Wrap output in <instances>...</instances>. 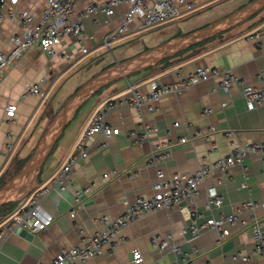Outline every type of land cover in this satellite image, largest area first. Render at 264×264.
I'll use <instances>...</instances> for the list:
<instances>
[{
  "label": "crops",
  "instance_id": "0c3cea01",
  "mask_svg": "<svg viewBox=\"0 0 264 264\" xmlns=\"http://www.w3.org/2000/svg\"><path fill=\"white\" fill-rule=\"evenodd\" d=\"M88 1L78 0L77 11H81ZM188 1L193 7H183L179 18L143 31L138 28L141 19L136 18L111 50L101 46L103 38L117 28L128 5L117 7L112 17L92 15L85 19L86 35L82 41L75 36L66 37L57 46L58 55L54 57L38 46L31 47L5 70L0 89V121L3 123L0 183L6 181L0 188L21 171L14 173L18 161L31 159L65 103L86 84L93 83L95 88L70 112L63 131L44 155L40 168L18 192L11 191L0 207L14 202V213L36 190L50 184L67 158L76 151L77 141L99 106L125 93L130 85L146 93L150 91L152 80L174 82L202 66L228 69L247 83L257 84L256 75L264 68V8L209 39L161 57L167 45L175 42L181 45L189 35L224 20L256 0ZM11 6L17 12L28 10L39 19L46 0H19ZM254 31L261 32L258 42L248 39ZM19 34L17 23L4 21L0 26V50L11 51L12 38ZM83 47L88 51L83 52ZM219 80L211 78L182 93L168 94L157 102L156 112L144 110L143 117L130 107L112 111L107 121L121 133L108 139L104 148H100L103 137L95 135L91 138L88 157L73 168L67 189L54 188L41 201L42 209L54 217L52 225L36 233L24 227L17 228L0 242V264L50 263L62 250L78 246L83 236L104 229L100 217L121 215L126 210L125 200L133 202L138 197H152L158 169L167 177L191 174L204 159L211 162L228 155L231 146L224 135L227 131L234 132L239 145L264 142V105L248 109L241 86L234 85L225 93L219 88ZM41 81L45 97L21 99L27 84ZM224 102H227L226 106H222ZM14 103L18 105L17 111L14 118H9L6 107ZM206 108H213L214 112L206 114ZM175 121H189L193 126L181 125L167 136L165 129ZM143 123L157 125L160 132L153 133L142 143L130 144L126 132L139 129ZM210 126L216 128L211 140L199 138L179 142L180 137H189L198 130L207 131ZM8 132L13 135L11 140L7 138ZM167 140L174 142L171 156L157 165H150L152 151ZM9 142L13 143L14 149L9 150ZM214 147L219 151L214 152ZM92 183L95 186L84 193ZM210 187H216L223 196L221 207L206 206ZM250 201L264 203V154L250 155L242 164L234 165L228 175L215 172L200 185V194L191 204L202 216L199 219L202 222L210 217L231 214ZM253 214L264 225V207L258 206L254 210L240 211L238 223L229 226L230 234L226 237L221 238L217 230L208 229L192 238L190 233L183 235L180 232L190 223L187 215L177 209L152 211L124 229L128 240L114 252H105L83 264H180L179 257L170 247L160 251L151 244L153 235L165 237L168 233L174 235V241L196 264H264V257L260 256H253L249 262L233 258L239 251L250 254L254 249L250 226L245 224L250 222ZM195 249L198 250L196 254ZM135 251L142 254L141 263L134 262Z\"/></svg>",
  "mask_w": 264,
  "mask_h": 264
},
{
  "label": "built area",
  "instance_id": "2783aa9c",
  "mask_svg": "<svg viewBox=\"0 0 264 264\" xmlns=\"http://www.w3.org/2000/svg\"><path fill=\"white\" fill-rule=\"evenodd\" d=\"M18 2L19 0H0V26L8 20L17 23L20 29V34L12 38L13 47L11 51L6 53L0 50V89L5 70L19 61L31 47L38 46L47 55L54 57L58 55L57 46L66 37L75 36L79 41H82L86 35L85 19L92 15L103 14L112 17L117 7L122 4L128 5V9L122 15L117 28L103 38L101 46L106 50H111L113 44L129 31L136 18L141 19L138 28L143 31L165 21L179 18L183 7H193V3L188 0H89L86 6L78 12V0H46V6L43 8L40 18L37 19L28 10L17 12L11 8V5L14 6ZM260 38V31H254L248 35V39L255 42H258ZM82 50L83 52L88 51L86 47H83ZM211 78H220L218 85L225 93L230 92L234 85L241 86L248 109L252 110L264 105V68L256 75L257 84L247 83L244 78L228 69L202 66L174 82L164 83L158 79L152 80L150 91L146 93L138 87L130 85L125 93L110 98L99 106L77 141L76 151L67 158L59 174L51 179V183L36 190L19 210L12 213L0 224V242L6 240L8 235L19 227L27 228L36 233L52 225L54 217L42 209V199L54 188L67 189L73 168L88 157L89 142L93 136L100 135L104 138V142L100 145V148H104L108 145V139L121 133L119 128L111 126L107 121V116L112 111L122 107H130L136 109L139 116L143 117L144 110L148 113H154L158 110L157 102L162 97L168 94L182 93ZM37 96L45 97V93L42 91V81L27 84L21 94V99ZM226 105L227 102L222 103V106ZM17 106V103H14L6 107L9 118L15 117ZM213 112V108L205 109L206 114ZM181 125L192 127L193 123L175 121L165 129V133L170 136L173 129ZM2 126L3 123L0 121V132ZM158 132H160V128L157 125L143 123L139 129L127 131L126 136L130 144L135 145L146 141L153 133ZM215 132L216 128L210 126L207 131L198 130L189 137H180L179 142L186 143L199 138L209 141ZM224 135L229 138L231 146V152L228 155L218 157L211 162L204 159L202 165L191 174H175L167 177L161 169H158V180L153 186L155 193L152 197H138L133 202L125 200L126 210L121 215L116 218L109 215L100 217L99 221L103 223L104 229L93 235L83 236L78 246L62 250L48 264H83L105 252L112 253L128 240V237L123 233L124 229L149 212L161 209H177L187 215L190 223L181 229L180 232L183 235L190 233L191 237L194 238L205 230L215 229L221 238L228 236L230 234L229 226L238 223L240 211L244 209L254 210L258 206L264 207V203L246 202L231 214L210 217L202 222H199L202 216L191 203L200 194V185L215 172L228 175L234 165L242 164L250 155L264 154V142L239 145L234 139L233 131H227ZM7 138L9 140L13 138L11 132L7 133ZM173 145L174 142L171 140L159 143L152 151L148 163L157 165L162 159L171 156ZM8 148L9 150L14 149L12 142L8 143ZM213 151L218 152L219 148L214 147ZM92 186H95V183L85 188L83 192L88 193ZM222 203L223 196L216 187H210L206 206L208 208L221 207ZM245 224L250 226L255 242L254 249L250 254L239 251L233 258L236 261L249 262L253 256L264 257V225L255 214L251 216L250 222ZM168 242H171L170 246H168ZM151 244L160 251L170 247L179 257L180 264H196L192 256L174 241L172 233H168L165 237L153 235ZM196 253L198 250L195 249L194 254ZM143 259L139 251L134 252L135 263H141ZM39 264L46 263L40 262Z\"/></svg>",
  "mask_w": 264,
  "mask_h": 264
},
{
  "label": "water",
  "instance_id": "95a60500",
  "mask_svg": "<svg viewBox=\"0 0 264 264\" xmlns=\"http://www.w3.org/2000/svg\"><path fill=\"white\" fill-rule=\"evenodd\" d=\"M262 8H264V0H256L224 20L189 35L184 39V43L181 45H178L176 42L167 45V47L164 48L161 57L170 56L178 51L187 49L190 46L209 39L210 37L246 20ZM105 81L106 79L103 82ZM94 88L95 86L93 83L86 84L65 103L54 118L53 127H49L31 159L25 164L19 173L13 176L2 188H0V204L5 198H7L11 191L15 190V192H18L26 184L28 179L40 168L44 155L48 153L49 148L55 143L56 139L63 131L70 112L74 110L83 98Z\"/></svg>",
  "mask_w": 264,
  "mask_h": 264
},
{
  "label": "trees",
  "instance_id": "16d2710c",
  "mask_svg": "<svg viewBox=\"0 0 264 264\" xmlns=\"http://www.w3.org/2000/svg\"><path fill=\"white\" fill-rule=\"evenodd\" d=\"M29 161V158H26L23 161H18L16 164V167L14 169V173H17L18 171H20L22 169V167ZM6 180H2L0 185H2ZM16 207V203L14 202H10L7 204H4L0 207V221H2L4 218H6L7 216H9L12 211L15 209Z\"/></svg>",
  "mask_w": 264,
  "mask_h": 264
},
{
  "label": "rangeland",
  "instance_id": "374dc122",
  "mask_svg": "<svg viewBox=\"0 0 264 264\" xmlns=\"http://www.w3.org/2000/svg\"><path fill=\"white\" fill-rule=\"evenodd\" d=\"M229 8H226L225 10H228ZM224 11V10H223Z\"/></svg>",
  "mask_w": 264,
  "mask_h": 264
}]
</instances>
